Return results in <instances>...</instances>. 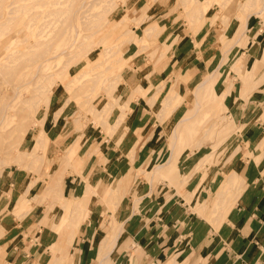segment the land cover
<instances>
[{
    "label": "crops",
    "instance_id": "obj_1",
    "mask_svg": "<svg viewBox=\"0 0 264 264\" xmlns=\"http://www.w3.org/2000/svg\"><path fill=\"white\" fill-rule=\"evenodd\" d=\"M212 9H219L217 3L212 4ZM173 16L174 14L165 20L164 33H170L166 45L170 46L169 53L173 59L163 65L165 79L175 70L182 69L190 74L189 85L196 81L192 87L194 89L203 79V73L210 70H218L219 80L228 76L236 77L237 74L231 69L236 58H226L228 54L221 55L219 48L222 45L215 40L219 20H215L212 26L206 22L193 36L190 32L183 34L180 25L174 27ZM263 35L264 29L259 30L255 39L257 46L261 45L259 39ZM206 36L209 37L205 38ZM258 53L255 50L253 55L258 58ZM261 60L258 61V68H261ZM263 76L260 71L253 78V81L262 79V82L254 85L248 103L241 97L242 90H231L224 98L229 103V112L234 115V127L238 129L227 138L225 148H222L223 153L219 155L221 163L206 164L207 171L203 170L188 184V180L195 175V167L203 154L201 150L194 152L192 159H185L180 164L178 173L185 175L188 185L179 191L166 181L155 185H137V196L140 199L138 210H134L135 202L124 204L127 193L136 191L132 184L125 183L135 171L128 157H132L133 166L139 167L166 153L165 140H160L152 132L154 125L161 127L153 113L159 112L162 105L158 108L160 103L153 100L149 106L143 104L141 98H137L136 103H131V111L122 119V127L114 131L113 135L86 137L85 133L86 138L80 151H93L89 158L91 182L99 185L107 177L119 178L121 190L125 192L119 202V215L114 218L117 222H123L124 230L109 254V262L105 264H264V113L259 112L260 109L264 111ZM236 79L239 80L237 77ZM164 85V90L167 91L170 84L167 82ZM228 87L231 88V85ZM185 94V90H180L179 96ZM61 108L63 106L60 105L57 109ZM64 109L60 113L61 117L67 113ZM186 111L183 103L173 109L167 118L177 122ZM65 127L66 123L51 126L47 130L51 142L47 146L45 159L57 157L53 149L58 151L59 148L54 141L61 139L59 133ZM139 129L141 140L135 135ZM246 143L251 157H243L242 152L238 151V147ZM230 174H237L238 178L232 184L225 185ZM31 179L24 169L15 166L0 171V264H65L66 249L61 255L54 249L61 239L55 231L58 222L42 213L45 206L40 204L26 210L25 203L20 208L17 205L23 197L28 200L39 198L44 191L36 176L35 181ZM28 183L32 184L29 189ZM82 190H85L84 179L76 174L64 175L62 192L67 198L81 195L84 192ZM187 192L195 194L191 203L185 200ZM226 194L228 198L223 203ZM195 198L199 205L197 209L201 213L194 209ZM97 204L100 209L105 207L101 202ZM129 206L134 208L133 211ZM102 209V212L105 211ZM219 211L221 214L218 217L208 219L210 214ZM108 213L111 214L110 211ZM107 224L101 227L98 215L95 214L93 217L89 216L88 223H83L81 234L75 235L72 232L66 237L68 240L72 239L69 264H98L96 248L111 233V226ZM94 243L95 247L92 248Z\"/></svg>",
    "mask_w": 264,
    "mask_h": 264
},
{
    "label": "rangeland",
    "instance_id": "obj_2",
    "mask_svg": "<svg viewBox=\"0 0 264 264\" xmlns=\"http://www.w3.org/2000/svg\"><path fill=\"white\" fill-rule=\"evenodd\" d=\"M96 1H98V0H96ZM107 1H108V3H107ZM178 1H180V2H178ZM198 1L200 3H202L206 0H198ZM198 1L197 0L195 1V3L197 4L196 6H198L200 4V3H198ZM68 2H70V0H65V4H67ZM165 2L167 5L165 4ZM177 2H178V8L176 9ZM181 2H182V0H175V1L174 0H168V2L166 0H120V1L119 0H106V2H105V0H103L101 3L100 11L102 12V15L106 16L107 18L104 21L105 24H104L101 32L99 33V37L104 38L103 41L105 43V46H107V47H110V46L115 44V46H113V50H115V51L117 50V48L119 49V47H120L119 51L121 52L120 53L121 56L118 52H116L115 54H112V57L110 56L111 54L108 53L107 55L104 56L105 58H103V62L106 61L107 65L104 64L105 62L103 63L101 61L103 65H101V63H100V65H98L95 69H93L94 71H92L90 69V67H92L94 63L99 62L102 58V52H101L102 48L100 46L101 42H98L99 44L97 43V45H96L97 38H93L89 42H88V40H85L86 42H84L83 36L82 37L79 36L78 42H75L76 44L73 43V45L71 46L72 50H74V51L77 50L76 52H78L79 55H77L76 57H78L79 60L76 57L73 58L72 54L62 55V57L60 59L55 60L52 62V64H50V66L52 68L50 67V69L41 70V73L52 72L53 76H50L49 78L47 77L43 81H41V79H39V81H37L36 83H32V82L28 83L29 78L23 77L20 80L22 82V85L20 87V92H16V96L14 98L12 97L11 92H10L12 87H9L8 84L10 81H14V79H16L17 76L23 70H26V69L16 70L15 76L13 78L7 79L8 81L5 78L6 75L4 73H0V74H3V75H0V87L3 88L4 90L6 88H8V91H9V94H6V100L10 101V105L7 108L12 109L13 112L18 111L19 107L22 106L21 101L23 99H25V97H27L29 95L32 96L33 92L31 90H32L34 85L40 84V82H42V83L48 84V89L53 87V86L56 88L54 90V92H52L50 94V100H49V98L46 99V102H45L46 106L45 107L40 106V107H38V109L36 111V116H38V118H41V116H43L44 119L41 121V123H35L33 126L28 127V129L29 128L30 129L27 131L28 133H26L23 138L20 137V135L24 129L27 130V128H26L27 124L26 123H28V118H26L25 120H21V121L17 120L18 116H16L14 118V120H12V118L7 119V118H9V117H7V115L4 116V119L0 118V133L3 134V136L0 137V159H1L0 160V162H1L0 163V171L3 169L11 168L13 166H15L18 169H24L25 168L24 171H26V173L29 174V176H31V178H32L31 180L35 181L34 177L36 176L37 177L36 180L41 182L42 186L40 188L41 189L44 188V190L46 188V185H48V183L49 184L51 183L52 179H55V178H58L61 176L62 182H60V180H59V184H58L59 186L56 185L54 187V189H52V190L50 188L51 193H50V190L48 188L45 190V191L48 190L47 194H45L46 192L43 191L39 198L36 197V198L30 199V200L23 197L20 200V202L17 204L18 207L20 208V207H23V205L25 203L26 204V208H25L26 210H28L30 208L32 209V207L35 208L40 204H43L45 206L44 209L42 210V213L46 217H48L49 219H51V220L54 219L58 222L57 226L55 227V231H57L58 233L63 231V233H60V235L62 234L64 236L59 235L61 238V239H59L60 241H58V244L60 242L59 249L57 248L58 245H57V247L55 246L56 250L59 253H62L63 251H65L66 248H63L65 246H62V245H64V244L66 245V241H67V245H68V243H72V240H68L65 236H68L69 234L71 235L72 232L73 233L76 232V234L74 233L75 235L81 234L79 230H75V228H74V225L76 223V217L73 216L72 211L68 210L65 207V204H66V206L70 205V203H71V201H73L74 197L67 198L64 195V193L62 192L63 191V177L66 174H76L77 176H79V178L81 177L80 179H83L82 178L83 171H84L83 170V168H84L83 163H84V161L85 162L87 161V159L90 157L91 154H93L92 149L91 150L88 149L86 151H80L81 147H83L82 144L80 145L79 142L77 143V141H79L78 136H79L80 132L77 134V130L74 132H72V131L76 129V127H77L76 125L78 124L80 129L84 133H86V137H89V135H93L95 137H97L98 135L111 136V135H113L114 131H117L118 128L122 127V121H121V123L116 127V129L111 132V130L109 131V129H107L106 126L103 127V126L99 125L95 120H92L93 124H91L90 120L92 118L94 119V117L91 118V116H92V114L95 113L94 109H92V108L93 107L94 108L95 107L100 108L105 103H111L112 97L110 95H108L110 93V90H111L110 94L115 92L114 93L116 96L115 104L116 103L122 104L123 103L122 101H124V103L128 101L127 104L130 105V108H131V103L137 102L136 101L137 98H141V100L143 101V104H147L149 106L151 105L153 100L154 101L157 100V102L160 103V104H158L157 107L159 108L160 105H162V106H161V109L159 112H154L153 114L155 115L156 120L161 124V127H157L154 125V127L152 128L153 129L152 132L153 133L155 132L156 137L160 138V140L161 139L165 140L166 144H169L168 142H170L169 130L171 129L172 125L174 124V120L168 119L167 116H169V114L175 108V106H180V105H183V103H185V109L188 108L187 111L184 112V115L181 118H183L184 116H187V115H191V113L194 112V105L193 104L195 102L193 99L192 87L196 81L194 83H192V85H189L190 74H189V72H186V71L183 72L182 69L181 70L179 69V74H180L179 79L175 76L176 70L171 75L172 76L171 79H170V77H171L170 75L167 76L166 79L164 78V76H163V74H164L163 65L165 62L172 59L171 53H169L170 47L166 51V54L164 56L161 55V56H163V58H161L160 55H159V57H157V54H160V53H158V51H160V48H161L160 46H162L161 45L162 42L167 44V40L169 39L170 33L169 32L166 34L164 33L166 30L165 20L169 19L170 18L169 16H171L172 14H174L172 24L175 25L174 27L180 25V29L183 30V32H182L183 34L190 32L193 36H195L198 33L199 29L201 28L199 26V29H196L197 30V32H196L195 28L196 27L198 28V26H197V24H195L196 22L195 23L193 22V20H192L193 18L190 17L191 15L193 16V13H195L194 12L195 8L193 9L195 3L194 2L193 3L192 2L187 3L188 0H183L182 4L179 6V3H181ZM243 2H245V4L247 6L245 4H244L245 6H242ZM262 2H263V0H244V1L243 0H207L208 10L204 13V18H205L204 21L205 20L206 21L204 23H202V25H205L206 22L210 23V21H211L210 25L212 26L215 24V20H219V24H220L219 28H216L217 30L215 31V37H216L215 40L218 41L222 45V47L219 48V52L221 53V55L222 54L223 55L228 54V56L226 55V58H229L232 56L234 58H236L235 62H233L232 66H231V69L233 71H235V73L237 74L236 77L239 79V80H237L236 77L234 78L233 76H228L226 78H221L219 80V79H217V77L220 76V74H219L218 70L216 69L215 76L212 80L213 81V94L214 93L216 94V93H219L220 91L225 90L231 84V88L229 89V92H231V90L234 92H236L237 90H242L241 97L243 99H245V101L248 103L250 96H251L250 93L254 90L256 84L259 85V83L262 82V79L258 80V81H253V78L255 76H257V74L260 71L263 72V75H264V70H263L264 52H262V51H264V48H263L264 35H263V37H261V39H259L261 42L260 46H257V44L255 43V39L258 36L259 30L264 29V10L261 14H253L252 13L253 11H257V9H259L261 7ZM110 3L111 4L114 3V5L112 4L111 9H109L110 6H108V4H110ZM214 3H217V5L219 7L218 10L212 9V4H214ZM102 4H103V7H102ZM239 4H240V6H238ZM132 6H134V8ZM173 6H175V7H173ZM239 7H240V9L243 8V10H245L246 12H249V14H251V13L252 14L248 17V20H247L248 30L244 32L242 39H241V42L237 43L236 45H233V43L235 41L234 35H239L242 32V25H240V22L244 18L243 16L246 15L245 11L243 12L242 9H241L242 13L240 12ZM104 8L107 10V12H104L105 14L103 13ZM8 9H9L8 7L5 8V10H8ZM142 9H144L145 10V11L143 10L144 13L147 16H149L145 20L140 19L142 17V11H141ZM184 11H186V12H184ZM187 12H188V14H187ZM185 13H186V15H185ZM139 14H141V15H139ZM187 15H189V17H187ZM125 16H127V17H125ZM124 17L126 19H124ZM175 17L176 18L179 17V18L176 19ZM187 18L191 19L192 21L190 20L188 22ZM210 19H212L213 21ZM154 21L156 22L157 25H159V28L162 30H160L159 34L155 33V34H157V36L154 35V33H153L152 36L150 37V39H149L150 41H148V42H149V45H152V46L147 47L143 51L140 50V52H137L133 55V52H135L136 47H138V45H139L138 39L143 35V33H141V31H143L144 27H146L147 25H149L150 23H152ZM117 22L119 23V25ZM224 22H226V23H224ZM113 23H117V25H118L114 29V31L112 28L115 27V24H113ZM135 24H136V26H135ZM109 29H111L110 33L108 31ZM106 30L108 31V33ZM127 30L133 31V33H132L133 38H131V43L129 45H128V43H125V42L122 43V40H121V39L126 38L124 35V32ZM104 31H105V34H102V33H104ZM79 33H80V35H84V34H86V30L84 29V30L80 31ZM208 34H209V32H208ZM154 36H155V38H154ZM1 37L2 36H0V38ZM120 37H123V38H120ZM208 37L209 36H206L205 38H208ZM116 38H117V40H116ZM233 38H234V41H233ZM229 40H230V42H229ZM81 41H83L85 44ZM226 41L229 45H227ZM232 41H233V43H232ZM80 43H83V44L80 45ZM87 43L89 44V46ZM230 43H232V44L230 45ZM101 44H102V46H104L103 43H101ZM198 44L200 45V43H198ZM232 45L235 47L233 48ZM82 46H83V48H82ZM229 46H230V48H228ZM231 46L233 49L231 48ZM152 48H156L157 52H152L154 50ZM262 48H263V50H262ZM222 50L224 51V53ZM255 50L259 51V53L257 54L258 58L255 57V55H253ZM245 51H249L250 54L245 53ZM82 55H85L86 57H84ZM262 55H263V57H262ZM3 56L5 57V50L2 47V48H0V64L5 63V61H6V59ZM108 56L110 57V60H112V62L114 61L113 63L111 61L109 62ZM261 57H262V60H261ZM72 58H73V61L75 62V64L71 60ZM114 58H115V60H118V61H115ZM66 60H68V61H66ZM77 60H78V62L76 63ZM259 60H261V62H260V64H262L261 68H258V61ZM87 62L90 64V67H88L89 64ZM116 62L118 65L117 64L114 65V63H116ZM64 63H65V65L67 63V66H66L67 69H65ZM113 65L115 66L114 69H113V67H114ZM134 66L136 68H134ZM101 67H102V70H101ZM82 68L83 69L87 68V69H85L84 72L88 71V74L82 75V73H83ZM80 69H82V70L79 72ZM152 70L154 71L153 80L143 81L142 86L144 88L146 87L145 88L146 91L144 92V91L140 90V92H138L139 90L136 89L137 78L143 74H146L149 71H152ZM95 71L96 72L98 71V73L101 72V76L96 77L99 74H94ZM56 72L57 73L59 72L61 74V76H59L60 74L59 73L57 74ZM117 72H118V74H116ZM90 73H92V74H90ZM114 73H115V75H114ZM207 73H208V71L204 72L203 76ZM115 76H116V78H118V80H117V82H116V80L112 81V83L113 82L114 83L110 89H108V88L106 89L103 86L102 82L99 83V81H102V79H104L105 77L112 78ZM174 76L176 77V79ZM91 78H93V80H91ZM238 81H241V82L238 83ZM67 82H69V83H67ZM167 82L170 84V86H169L168 90L165 91L164 90V86H165L164 84ZM173 82H174V84H173ZM65 84H68V87H67V85L65 87ZM157 86H159V87H157ZM156 87L158 89H156ZM113 88H114V90H112ZM3 89H0V99H1V92H3ZM106 90H108V91H106ZM180 90L181 91L185 90L186 94L183 96H179ZM141 91L144 93H142ZM210 92L206 93L203 96H200V98H199L200 99V108L197 111L198 114L199 113L200 114L198 115L196 112L195 116L193 117V120L188 121V123H190V124L195 122V125L198 128L195 131L193 136H188V135H187V137L185 136L187 138L186 143H183V144L179 143L178 144V145H182V146L177 151L178 152L176 154L177 157L175 156L173 163L169 167L167 173L166 174L165 173L164 174H162V173L161 174L160 173L150 174V173H152V171H150L152 169H150V168H153L152 166H154V164L163 163L166 160V156L168 155V152H169L168 151V145H166L167 151L163 156H161L157 160H152L149 164H141L138 168L136 166H133L132 157L129 156L128 161L132 165L131 166L132 168L135 167L134 168L135 171H134L133 175L128 176L129 181H125V183H127V182H128L127 184L133 183L132 188H135V190H136L137 185H140V184L142 185V183L148 184V181H150L149 184H151V185L163 183L164 181H166L169 185L174 186L179 191L181 188H184L189 183L191 184L193 182V180L195 179V177L198 176L203 170L207 171L205 169L206 164L209 163L211 165H213V164L219 165L221 163V160L219 159L220 158L219 155H221L223 153L222 148L225 146V142H226L227 138L229 136H231V134L236 132V130L238 128L234 127V121L233 120H235V119H234V115L231 112H229V107H230L228 105L229 103L227 101H225L224 99L222 102H221V100L218 101L219 99H217V108L216 107L213 108L211 105L214 104L213 106H215L216 100H215L214 95L212 97ZM139 93L140 94L142 93L143 95L142 94L140 95ZM69 96H70V98H68ZM178 96L180 97V99L178 98ZM149 97H150V100L148 101L147 98H149ZM172 97L174 100L171 99ZM65 99H68V100H65ZM169 99H170V101L172 100L171 101L172 103L169 101ZM83 100H84V102H83ZM65 101H67L66 104H64ZM169 102H170V104H169ZM223 102L225 105L222 104ZM60 105L63 106V108L59 109L60 112L55 114L56 112H54V111L58 110L57 108ZM119 108L121 110L122 106L117 104L112 109V111H111L112 115H111L110 119L108 121L106 119L104 120V121H106L105 125L115 122L116 115H118L119 114L118 112L120 111ZM130 108L129 107L125 108L124 114L127 112H130L131 111ZM44 109H45V111H44ZM63 109L67 110V113L61 117L60 113L63 111ZM91 110L94 113L90 114ZM259 112L264 113V111H262V109H260ZM52 115H55V116L52 117ZM125 115H123V118L125 117ZM89 117H90V119H89ZM232 118H233V120H232ZM95 119H97V118H95ZM64 123H66V127L61 131V133H59L61 135V137H60L61 139L57 140L56 142L54 141V144L57 145L59 148L58 151L53 149V152L56 154L57 157L54 159H48L47 160V159H45V156H47L46 155L47 146L51 142V139L49 137L47 130H50L51 126H58L59 124L63 125ZM162 124H163V127H162ZM39 126H41L47 133L45 134L44 139H42V140H44V142L42 143V145L39 142L38 146H40V147L37 148V144H34V145H36V147L32 146L31 144L34 142L32 140V138H34V136L36 135V132H37L36 130L41 128ZM209 126H210V132L207 133L208 135H205L204 130L206 128H209ZM21 129H22V131H21ZM70 132H72L71 133L72 137H71V135L69 137ZM76 134H77V137H75ZM203 134H204V137H202ZM135 135L139 140H141L142 139L141 138V129L136 130ZM76 138H78V140ZM73 139L77 143V144L75 143L77 145V147L75 149L76 150V152L74 153L75 155L73 156L74 162H67L66 159H64L65 158L64 156L66 155L64 152L66 151L67 148H69V145H71L70 143L74 142V141L72 142ZM61 140L64 142H61ZM199 140L202 141L200 144H199ZM84 141H85V139H84ZM59 142H61V143L59 144ZM248 146H249L248 143H246V145L241 144L238 147L239 148L238 151L242 152L243 157H245V156L251 157V154H249V152L247 151V150H249ZM243 148H244V150H243ZM31 150H34V151L31 152ZM198 150H201L200 152H202L203 154L212 151V157L209 160L207 159V160L203 161L200 165H199V163L197 164V166L195 167L196 173L194 176H192L188 180V182H187L188 184H187L185 181L186 180L185 175H183V173H181V175L178 174V173H180V169H181L180 164L182 162H184L185 159H189V160L192 159L191 157H194L193 153L198 151ZM241 150H243V151H241ZM27 151L29 152V156L27 155L28 154ZM21 156L23 159L20 158ZM30 156L32 158L37 157V158H41V160L42 159L43 160L42 161L41 160L36 161L37 158L34 160V158L33 159L29 158ZM19 158L21 160H19ZM32 160H33V162H32ZM17 161L20 162V165H19V162H17ZM26 164H28L27 166H29V168H27ZM29 164H31L32 166ZM21 165H23V167ZM36 165H37V167H36ZM35 167L37 169L39 168V170L37 171V169H35ZM173 170H175L176 171L175 174L178 175L177 181H174L172 179H168L169 177L172 178L170 173ZM74 171H75V173H73ZM148 171H150V172H148ZM137 173L139 174V176ZM237 178H238L237 174H230L227 177L225 185L232 184L234 181L237 180ZM113 179H115V178H113ZM116 179H118L117 185H116L117 197H115L114 199L112 198L113 200L110 199L107 202L105 199V201H104V199H103L104 196H102V193H104L103 190L106 188L105 185L112 180V178L110 179V177H107V179L104 180V182L103 181L100 182L99 185H95L97 187L94 190L96 191L97 194L92 193L89 195L90 203H91L90 208L92 210L90 217L97 214L99 221L101 222L100 223L101 227H103V225L108 223L107 225L111 226L110 235L112 233H114V231H115L114 230L115 225L111 224L110 222H112L113 219L117 218V216L119 215V202H120V199L122 198V195L125 194V192H122V190H121L122 187L119 185L120 184L119 178H116ZM169 180H171L172 182ZM45 181H47V182H45ZM173 182H176L175 185ZM31 185L32 184H29L27 186V189H29V187ZM6 193L8 194L9 192L7 191ZM45 195L47 197L43 198V196H45ZM127 195H126V199L124 201V204L125 205H129L130 203L133 204L134 201L136 200L135 201L136 205L133 204V207H135V209L132 208L131 206H129L128 208L130 209V207H131L132 211H133V209L138 210L139 209L138 201H140V199L139 200L136 199V198H138L137 190H136V192H133V193L128 192ZM181 196L184 197L182 195V193H181ZM97 198H99V200ZM116 198L118 201L115 203L116 204V206H115L114 201L116 200ZM132 198H135V199L133 200ZM227 198H228V194L224 195L223 203H225ZM193 199H194V197H192L191 200H193ZM185 200L188 203H191V200L189 201L187 198H185ZM65 201H66V203H65ZM55 202L57 203V205L59 203V205L57 206L56 204H54ZM98 202H101V204L103 206H105V207H103V209L101 208L102 210H104L106 208L105 211L102 212L101 209L97 207V205H99V204H97ZM106 202H107V205H106ZM111 203H113V205ZM52 204H53V206H52ZM195 204H196V208H194V209L197 212H199L197 209L199 207L198 200H196V198H195ZM202 204L204 205V203H202ZM221 209H223L222 205H221ZM68 211H70V213H68ZM108 211H110L111 214H109ZM199 213H201V212H199ZM220 214H221V212L213 213V215L210 214V216H209L210 218H208V219H212L213 217H218ZM109 215H111V216H109ZM203 215H205V213H203ZM67 218H68V220H67ZM107 220H109V221H107ZM86 222L88 223V220ZM45 224H46V222H45ZM68 224H69V226H68ZM60 227H61V229H60ZM63 227H65L66 230L65 229L63 230ZM103 229H105V227ZM66 231L68 233H66ZM91 247L94 248L95 243H94V245L92 244ZM71 253H72V248L70 249V255H71ZM97 260H99V255L97 257Z\"/></svg>",
    "mask_w": 264,
    "mask_h": 264
},
{
    "label": "bare ground",
    "instance_id": "obj_3",
    "mask_svg": "<svg viewBox=\"0 0 264 264\" xmlns=\"http://www.w3.org/2000/svg\"><path fill=\"white\" fill-rule=\"evenodd\" d=\"M103 0H70V2H68L67 4H65V0H0V36H2L0 38V48L3 47V49L5 50V63H1L0 64V73H4L6 76V80L9 79V78H13L15 76V73H16V70L18 69H26V70H23L18 76L16 79H14V81H10L8 86L9 87H12L10 92H11V95L12 97L14 98L16 96V92H20V87L22 85V82L20 81L23 77H28L29 78V81L28 83H36L37 81H39V79H41V81H43L44 79H46L47 77L49 78L50 76H53V73L50 72H46V73H41V70H44V69H50V64H52L53 61L55 60H58L62 57V55H68V54H72L73 58L76 57L78 54V52L72 50L71 46L73 45V43L75 42H78V38L79 36L82 37L83 36V39H84V42H86L85 40H88V42L93 39V38H97V42H96V45L98 42H101L103 43L104 46H102V44L100 43V46L102 48L101 52H102V58L99 62H96L93 64L92 67H90V64L88 67H90V69L92 71H94L93 69H95L98 65H103L102 62H103V58H105L104 56L107 55L108 53H110L111 57H112V54H115L116 52H118L119 54L121 53L119 50H120V47L119 49L117 48V50H113V46H110V47H107L105 46V43L103 41L104 38H101L99 37V33L101 32L103 26H104V21L105 19L107 18L106 16L102 15V12L100 11L101 9V3H102ZM120 1V0H119ZM168 2V0H166ZM175 1V0H174ZM196 0H188L187 3H195ZM198 1V0H197ZM244 1V0H243ZM106 2V0H105ZM180 2V1H178ZM178 2H177V6H176V9L178 8ZM183 2V0H182ZM179 3V6L182 4ZM108 3V1H107ZM106 3V4H107ZM186 3V2H185ZM198 3H200L198 1ZM225 3V2H224ZM111 4V3H110ZM108 4V6H110L109 9H111V6L112 4L114 5V3H112L111 5ZM166 4V2H165ZM175 4V3H174ZM245 2H243V5L242 6H245L244 5ZM105 5V4H104ZM116 5V4H115ZM133 5V4H132ZM167 5V4H166ZM188 5V4H187ZM197 4L195 3L193 9H194V12L193 13V16L191 15L190 17H192L193 19V22L195 24H197L198 28L196 27L195 28V31L197 32L196 29H199V26L201 27L202 26V23H204V13L208 10V4H207V0L200 3L198 6H196ZM231 5V4H230ZM240 6V4L238 5ZM237 6V7H238ZM241 6V7H242ZM247 6V5H246ZM8 7L9 9L8 10H5V8ZM102 7H103V4H102ZM134 8V6H132ZM175 7V6H173ZM222 7V6H221ZM140 8V7H139ZM207 8V9H206ZM245 8V7H244ZM98 9V10H97ZM238 9V8H237ZM240 9V7H239ZM238 9V10H239ZM242 11L244 12L245 10H243V8H241ZM241 9H240V12H241ZM246 9V8H245ZM248 9V8H247ZM103 10V9H102ZM106 9L104 8V12H107V10L105 11ZM144 9H142V17L140 19H147V16L144 11ZM172 10V9H171ZM264 10V0L262 2V5L259 9H257V11H253L252 13L253 14H261ZM186 12V11H184ZM189 12V11H188ZM187 12V14H188ZM242 13V12H241ZM251 13V14H252ZM105 14V13H104ZM108 14V13H107ZM240 14V13H239ZM245 16H243L244 18L242 19V21L240 22V25H242V32L239 34V35H234V38H235V41H234V38H233V45H236L237 43H240L241 42V39H242V36L244 34L245 31L248 30V24H247V20H248V17L251 15L249 14V12H246L245 11ZM123 15V14H122ZM141 15V14H139ZM186 15V13H185ZM190 15V14H189ZM189 15H187V17H189ZM244 15V14H243ZM184 16V15H183ZM122 17V16H121ZM127 17V16H125ZM124 17V19H126ZM140 17V16H139ZM180 17V16H179ZM178 17V18H179ZM135 18V17H134ZM176 18V17H175ZM176 18V19H178ZM214 18V17H213ZM212 18V19H213ZM186 19V18H185ZM188 19V22L191 20L189 18ZM209 19V18H208ZM210 19V20H212ZM191 20V21H192ZM107 21V20H106ZM122 21V20H121ZM213 21V20H212ZM223 21V20H222ZM225 21V20H224ZM118 23V22H117ZM117 23H113L115 24V27L112 28L113 31L114 29L119 25H117ZM140 23V22H139ZM211 23V21H210ZM226 23V22H224ZM112 24V25H113ZM190 24V23H189ZM199 24V25H198ZM111 25V26H112ZM194 25V24H193ZM192 25V26H193ZM136 26V24H135ZM86 30V34L84 35H80V31L82 30ZM134 29V28H133ZM132 29V30H133ZM164 29V28H163ZM191 29V28H190ZM245 29V30H244ZM110 30L109 29V33H110ZM132 30H127L124 32V35H125V39H121L122 40V43L125 42V43H128V45L131 43V38L132 37V33L133 31ZM160 29L159 28V25L156 24V22H152L150 23L149 25H147L146 27H144L143 31H141V33H143V35L138 39L139 41V45L138 47H136L135 49V52H133V55L137 52H140V50H144L146 49L147 47L149 46H152V45H149V42L150 41V37L152 36V34L154 33V35L157 36V34L160 33ZM107 31V30H106ZM107 31V33H108ZM157 33V34H155ZM102 34H105V31L104 33ZM101 36V35H100ZM135 36V35H134ZM233 37V36H232ZM120 38H123V37H120ZM155 38V36H154ZM117 40V38H116ZM153 40V39H152ZM165 40V39H164ZM154 41V40H153ZM83 42V41H81ZM83 42V43H84ZM119 42V41H118ZM117 42V43H118ZM230 42V40H229ZM83 43H80L83 44ZM116 43V44H117ZM171 43V42H170ZM227 43V41H226ZM230 43V45L232 44ZM76 44V43H75ZM78 44V43H77ZM85 44V43H84ZM88 44V43H87ZM99 44V43H98ZM161 44V43H160ZM225 44V43H224ZM120 45V44H119ZM123 45V44H122ZM162 46H160V51H158V53L160 54H157V57H160L163 58V56L166 54V51L169 49V45H166L164 42H162L161 44ZM227 45H229L227 43ZM232 45V46H233ZM89 46V44H88ZM231 46V48H232ZM158 47V46H157ZM156 47V48H157ZM83 48V46H82ZM156 48H152L154 49L152 52H157L156 51ZM230 48V46L228 47ZM230 50V49H229ZM228 50V51H229ZM223 51V50H222ZM264 52V51H263ZM83 53V52H82ZM146 53V52H145ZM144 53V54H145ZM224 53V51H223ZM163 55V56H161ZM84 57H86L85 55H82ZM121 56V54H120ZM148 56V55H147ZM69 57V56H68ZM146 57V56H145ZM3 58V59H4ZM70 58V57H69ZM73 58L71 59L73 61ZM78 58V57H76ZM81 58V57H80ZM160 58V59H161ZM113 59V58H112ZM70 60V61H71ZM79 60V58H78ZM78 60L76 61V63L78 62ZM107 60V59H106ZM108 60L109 62L112 60H110V57L108 56ZM115 60V58H114ZM68 61V60H66ZM65 61V62H66ZM102 61V62H101ZM115 61H118V60H115ZM161 61V60H160ZM105 62V63H104ZM103 63L107 65L106 61H104ZM114 62V61H113ZM112 62V63H113ZM125 62V61H124ZM70 63V62H69ZM73 63L75 64V62L73 61ZM72 63V64H73ZM121 63V62H120ZM119 63V64H120ZM71 64V63H70ZM116 63H114V65H116ZM122 64V63H121ZM65 65V63H64ZM112 65V64H111ZM113 65V66H114ZM118 65V64H117ZM67 66V63L65 65V69ZM112 66V67H113ZM62 67V66H61ZM87 67V68H88ZM103 67V66H102ZM102 67H101V70H102ZM52 68V67H51ZM85 68V69H87ZM115 68V66L113 67V69ZM134 68H136L134 66ZM83 69V68H82ZM80 69L79 72L82 70ZM85 69H83V73L82 75L84 74H88V71L87 72H84ZM113 71V70H112ZM215 71L216 70H210L208 71L207 74H205L203 76V79L194 87L193 89V99H194V112L191 113V115H187V116H184L183 118H180L177 122H174V124L172 125L171 129L169 130V136H170V142H168L169 144L168 145V155L166 156V160L163 162V163H157V164H154V166H152L153 168H150L152 170V173L150 174H154V173H162V174H166L169 167L171 166V164L173 163V160L176 156V154L178 153L177 151L181 148L182 145H178L179 143L180 144H183V143H186L187 142V135L188 136H193L195 131L197 130V126L195 125V122L193 123H188V121L190 120H193V117L195 116L196 112L198 111V109L200 108V96H203L205 95L206 93H209L210 91V94L214 95L215 97V106H213L214 104H212L211 106L214 108L216 107L217 108V99H219L218 101L221 100V102L223 101V99L225 98L226 94L229 92V89L230 87H228L226 90H223V91H220L219 93H214L213 94V78L215 76ZM61 72V71H60ZM96 72V71H95ZM94 74H99L98 76L96 77H99L101 76V72L98 73V71ZM57 73V72H56ZM59 73V72H58ZM57 73V74H58ZM93 73V72H92ZM90 73V74H92ZM112 73V72H111ZM110 73V74H111ZM60 74V73H59ZM63 74V73H62ZM106 74V73H105ZM104 74V75H105ZM109 74V75H110ZM118 74V72L116 73ZM0 75H3V74H0ZM115 75V73H114ZM113 75V76H114ZM153 75H154V71H149L147 72L146 74H143L141 76H139L137 78V82H136V89L139 90L138 92H140V90L142 91H146V87L144 88L142 86V82L145 81V80H153ZM184 75V74H183ZM61 76V74L59 75ZM91 76V75H90ZM107 76V75H106ZM117 76V75H116ZM115 77H112V78H108V77H105L104 79H102V81H99L102 82L103 86L107 89H110L112 86H113V83L112 81H115L117 82L118 78ZM119 76V75H118ZM175 76L179 79L180 77V74H179V70H176V74ZM174 76V77H175ZM92 77V76H91ZM175 77V79H176ZM172 78V76L170 77V79ZM187 78V77H186ZM77 79V78H76ZM98 79V78H97ZM96 79V80H97ZM100 79V78H99ZM13 80V79H12ZM91 80H93V78H91ZM95 80V79H94ZM185 80V79H184ZM8 81V80H7ZM163 81V80H162ZM166 81V80H165ZM179 81V80H178ZM177 81V82H178ZM12 82V83H11ZM175 82V81H174ZM173 82V84H174ZM69 83V82H67ZM149 83V82H148ZM232 83V82H231ZM162 84V83H161ZM164 84V83H163ZM179 84V83H178ZM68 87V84H65V87ZM160 85V84H159ZM231 85V84H230ZM176 86V85H175ZM178 86V85H177ZM159 87V86H157ZM156 87V89H158ZM186 87V86H185ZM0 89H3L0 87ZM56 88L53 86L51 88L48 89V84H45V83H42L40 82V84H37V85H34L33 88H32V96H27L25 97V99H23L21 101V104L22 106L19 107L18 111H14L12 109H8L7 107L10 105V101H7L6 100V94H9V91H8V88H6L5 90L3 89V92H1V99H0V118L4 119V116L7 115V119H10L12 118V120H14V118L16 116H18L17 120H25L26 118H28V123L26 128L27 130H23L21 129L22 133L20 135V137H24V135L26 133H28L27 131L30 129H28V127H31L33 126L35 123H41V121L44 119L43 116H41V118H38V116H36V111L38 109V107L40 106H46L45 102H46V99L49 98L50 100V94L52 92H54ZM74 89V88H73ZM135 89V88H134ZM186 89V88H185ZM114 90V88L112 89ZM189 90V89H188ZM108 91V90H106ZM116 91V90H115ZM141 91V92H142ZM157 91V90H156ZM142 92V93H144ZM154 92V91H153ZM110 93H111V90H110ZM108 94L112 97V102L111 103H105L103 104L100 108H92L94 109V112H92L91 110V113H94L92 114L91 118L94 117V119L92 118L90 121L91 124H93V121L92 120H95L99 125L101 126H106L107 129H109V131L111 130V132L113 130L116 129V127L121 123L122 119H123V115L127 114L125 113L124 114V110L125 108L129 107L130 108V105L127 104V102L124 103V101H122L123 103H116L115 104V92L112 93V94ZM141 93V94H142ZM140 94V93H139ZM140 94V95H141ZM177 94V93H176ZM229 94V93H228ZM143 95V94H142ZM118 96V95H117ZM174 96V95H173ZM199 96V97H198ZM120 97V96H119ZM131 97V96H130ZM205 97V96H204ZM67 98V97H66ZM70 98V96L68 97ZM121 98V97H120ZM154 98V97H153ZM175 98V97H174ZM178 98L180 99V97L178 96ZM172 100L173 97L171 98ZM178 99V100H179ZM182 99V98H181ZM65 100H68V99H65ZM147 100L149 101L150 100V97L147 98ZM171 100V101H172ZM88 101V100H87ZM120 101V100H119ZM170 101V99H169ZM170 101V102H171ZM67 101H65L64 104H66ZM84 102V100H83ZM121 102V101H120ZM169 102V104H170ZM63 103V102H62ZM172 103V102H171ZM120 105L122 106L121 110L119 108V114L116 115V119H115V122L114 123H111V124H107L105 125V122L104 121L105 119L108 121L112 115L111 111L112 109L116 106V105ZM149 104V103H148ZM220 104V103H219ZM223 105L224 102L222 103ZM177 106H175L176 108ZM174 108V109H175ZM215 108V109H216ZM47 109V108H46ZM131 109V108H130ZM188 109V108H187ZM45 111V109H44ZM56 112L55 114H57L59 111L56 110L54 111ZM172 112V111H171ZM44 114V113H43ZM72 114V113H71ZM198 114V112H197ZM200 114V113H199ZM198 114V115H199ZM94 115V116H93ZM45 116V115H44ZM55 116V115H52V117ZM233 116V115H232ZM56 118V117H55ZM67 118V117H66ZM97 118V119H95ZM90 119V117H89ZM55 120V119H54ZM233 120V118H232ZM234 121V120H233ZM54 122V121H53ZM260 122V121H259ZM20 126V125H19ZM42 126V125H41ZM39 126V127H41ZM76 129L73 130L72 132L76 131L77 130V134L80 132L78 138H79V141L78 138H76L77 140V143L79 142L80 145L82 144V142L84 141L85 139V133L80 129L79 125L77 124L76 125ZM224 126V125H223ZM154 127V126H153ZM152 127V128H153ZM120 129V128H119ZM81 130V131H80ZM18 131V130H17ZM36 135L34 136V138H32V141L33 143L31 144L32 146H35L34 144H37V148L40 147L38 146L39 142L40 144L42 145V143L44 142V137H45V130L41 127L39 128L38 130H36ZM35 132V131H34ZM69 134V137L71 135V133ZM210 132V126L209 128H206L204 130V134L205 135H208L207 133ZM77 134L75 137H77ZM123 134V133H122ZM204 134L202 137H204ZM148 135V134H147ZM3 134L0 133V137H2ZM140 136V135H139ZM186 136V137H185ZM72 137V135H71ZM74 137V136H73ZM121 137V136H120ZM75 139V138H74ZM72 140L73 143H70L71 145H69V148L66 149V151L64 152L66 155L64 156L66 159L67 162H74L73 160V156L75 155L74 153L76 152V147H77V143L75 142V140ZM144 139V138H143ZM41 140V141H40ZM61 142H64L61 140ZM59 142V144L61 143ZM136 142V141H135ZM202 141L199 140V144L201 143ZM76 143V144H75ZM64 144V143H63ZM137 144V143H136ZM11 145V144H10ZM135 145V144H134ZM198 145V144H197ZM239 145V144H238ZM243 145V144H242ZM13 147V146H12ZM11 147V148H12ZM225 148V147H224ZM30 149V148H29ZM46 149V148H45ZM239 149V148H238ZM41 150V149H40ZM216 150V149H215ZM244 150V148H243ZM241 150V151H243ZM247 150V149H246ZM8 151V150H7ZM30 151V150H29ZM34 151V150H31V152ZM237 151V150H235ZM4 152V151H3ZM28 152V151H27ZM245 152V151H244ZM78 153V152H77ZM23 154V153H22ZM41 154V153H40ZM29 156V152L27 154ZM26 155V156H27ZM31 155V154H30ZM61 155V154H60ZM18 156V155H17ZM32 156V155H31ZM29 157L31 159L34 158V160L38 157L35 158V157ZM40 156V155H39ZM78 156V155H77ZM24 157V156H23ZM43 157V156H42ZM177 157V156H176ZM212 157V151L208 152V153H205L203 154L201 157H200V161H199V165L205 161V160H209L210 158ZM218 157V156H217ZM12 158V157H11ZM22 158V156L20 157ZM19 158V160H21ZM90 158V157H89ZM89 158L87 159V161L85 162L84 161V165H83V173L85 172L86 174H83L82 175V178L85 180V190H82L84 191L81 195H75L74 198H73V201H71L70 205L69 206H66L65 204V207L72 211L73 213V216L76 217V223L74 225V228L75 230H79V231H82L83 230V223H85L88 219H89V216L91 214V203H90V198H89V195L90 194H97L96 191L94 190L97 186H95V184H93L91 182V180L89 179L90 178V174H89V169H90V166H89ZM23 159V158H22ZM101 159V158H100ZM104 159V158H103ZM216 159V158H215ZM1 160V159H0ZM10 160V159H9ZM26 160V159H25ZM37 160H41V158H37ZM43 160V159H42ZM41 160V161H42ZM27 161V160H26ZM35 161V162H36ZM64 161V160H63ZM228 161V160H227ZM19 162V161H17ZM33 162V160H32ZM103 162V161H102ZM1 163V162H0ZM25 163V162H24ZM104 163V162H103ZM22 164V163H21ZM32 164V163H31ZM29 164V165H31ZM36 164V163H35ZM75 164V163H74ZM99 164V162H98ZM19 165H20V162H19ZM24 165V164H23ZM23 165H21L23 167ZM28 164H26L27 166ZM32 166V165H31ZM60 166V165H59ZM19 167V166H18ZM37 167V165H36ZM35 167V169H37ZM58 167V166H57ZM77 167V166H76ZM103 167V166H102ZM208 167V166H207ZM27 168H29V166H27ZM26 168V169H27ZM31 168V167H30ZM138 168V167H137ZM25 169V168H24ZM197 169V168H196ZM39 170V168L37 169V171ZM32 171V170H31ZM81 171V170H80ZM141 171V170H140ZM148 171V172H150ZM195 171V170H194ZM26 172V171H25ZM75 173V171L73 172ZM136 173V172H135ZM139 173V172H138ZM137 173V174H138ZM176 171L173 170L170 175L172 178H168V179H172L174 181H177L178 180V175L175 174ZM40 174V173H39ZM141 175V174H140ZM44 176V175H43ZM139 176V174H138ZM57 177V176H56ZM81 178V177H80ZM43 179V178H42ZM48 179V178H47ZM82 179V180H83ZM59 180L60 182L61 181V176L58 177V178H55V179H52L51 183L48 185H46V189L51 188L54 189V187L57 185L59 186ZM100 180V179H99ZM99 180H97V182H99ZM184 180V179H183ZM145 181V180H144ZM147 181V180H146ZM171 181V180H169ZM168 181V182H169ZM30 182V181H28ZM47 182V181H45ZM150 181H148V184H149ZM172 182V181H171ZM174 185L176 182H173ZM29 184V183H28ZM27 184V186H28ZM46 184V183H45ZM87 184V185H86ZM133 184V183H132ZM116 185H117V180L116 179H112L109 183H107L105 185V189L103 190L104 193H102V196H104V201L106 199V201L108 202L110 199H114L115 197H117V193H116ZM84 187V186H83ZM26 188V186H25ZM24 188V189H25ZM56 189V188H55ZM45 194H47V191ZM51 190H50V193H51ZM57 190V189H56ZM41 192V191H40ZM136 192V191H134ZM148 192V191H147ZM146 192V193H147ZM49 193V194H50ZM145 193V194H146ZM1 194V193H0ZM3 194V193H2ZM61 194V193H60ZM59 194V195H60ZM148 194V193H147ZM44 195V194H43ZM62 195V194H61ZM133 195V194H132ZM195 194H193V192H187L185 196H187L188 200L190 201L192 199V197H194ZM128 196V195H127ZM22 197V196H21ZM47 197L46 195L43 196V198ZM56 197V196H55ZM59 197V196H58ZM131 197V196H130ZM50 198V197H49ZM129 198V197H128ZM221 198V196H220ZM59 199V198H58ZM62 199V198H61ZM112 199V200H113ZM133 200L135 198H132ZM138 199V198H136ZM63 200V199H62ZM111 200V201H112ZM218 200V199H217ZM58 201V200H57ZM110 201V202H111ZM117 198L116 200L114 201V205L116 206V202H117ZM136 201V200H135ZM134 201V202H135ZM54 202V201H53ZM107 202H106V205H107ZM109 202V203H110ZM133 202V201H132ZM66 203V201H65ZM218 203V201H217ZM217 203H215V205H217ZM54 204L57 205V203L55 202ZM61 204V203H60ZM113 205V203H111ZM59 205V203H58ZM57 205V206H58ZM93 205V204H92ZM109 205V204H108ZM132 205V204H131ZM53 206V204H52ZM60 207V206H59ZM110 207V206H109ZM46 209V208H45ZM106 209V208H105ZM217 209V208H216ZM216 209H213V210H216ZM29 210V209H28ZM70 211H68V213H70ZM26 212V211H25ZM63 212V211H62ZM211 212V210H210ZM220 212V211H219ZM71 213V214H72ZM20 214V213H19ZM15 215V214H14ZM69 216V215H68ZM44 217V216H43ZM93 217V216H92ZM62 219V218H61ZM60 219V220H61ZM70 219V218H69ZM91 219V218H90ZM112 219V218H111ZM68 220V218H67ZM41 221V220H40ZM70 221V220H69ZM60 222V221H59ZM116 222V223H115ZM87 223V222H86ZM90 223V222H89ZM101 223V222H100ZM114 226V233H112L111 235L108 234L106 235L99 243V246L96 248L98 249V255H99V260H98V264H105V263H108L109 262V254L111 252V250L113 249V247L115 246L116 244V240L118 238V236L120 235V233L124 230V225H123V222H117L116 219H113L112 223ZM66 225V224H65ZM60 226V225H59ZM64 226V225H63ZM69 226V224H68ZM62 227V226H61ZM60 227V229H61ZM52 228V227H50ZM65 229V227H63V230ZM85 229V228H84ZM59 230V229H58ZM66 230V229H65ZM60 231V230H59ZM69 231V230H68ZM85 231V230H84ZM60 233H63L62 232H59L57 233L58 236L60 235ZM66 233H68L66 231ZM76 234V232H74ZM81 233V232H80ZM189 234V233H188ZM62 235V234H61ZM60 235V236H61ZM59 236V237H60ZM64 236V235H62ZM74 236V235H73ZM58 237V238H59ZM67 237V236H65ZM70 237V236H69ZM101 239V238H100ZM72 240V239H71ZM60 241V240H59ZM55 242V241H54ZM62 242V241H61ZM58 245V247H57ZM56 247L59 249V246H60V242L59 244L57 243ZM66 245H67V241H66ZM65 244L62 245V246H65L63 248H66V251H65V256H64V261H65V264H69L70 263V249L72 248L71 247V243H68V245L66 246ZM56 247L54 249H56ZM51 248V249H53ZM62 249V248H61ZM57 251V250H55ZM60 251V250H59ZM61 252V251H60ZM60 254V253H58ZM61 255V254H60ZM59 255V257H60ZM56 257V256H55ZM62 257V256H61ZM98 257V256H97ZM57 259V257H56ZM63 259V258H62ZM52 261L55 262V259H53ZM63 262V261H62ZM114 262V261H113ZM50 263H52L50 261Z\"/></svg>",
    "mask_w": 264,
    "mask_h": 264
}]
</instances>
